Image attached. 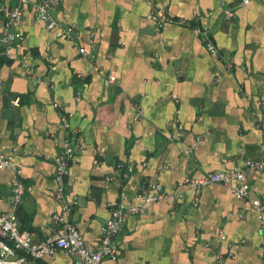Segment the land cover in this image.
I'll use <instances>...</instances> for the list:
<instances>
[{
	"label": "crops",
	"instance_id": "1",
	"mask_svg": "<svg viewBox=\"0 0 264 264\" xmlns=\"http://www.w3.org/2000/svg\"><path fill=\"white\" fill-rule=\"evenodd\" d=\"M37 1L24 9L17 31L25 39L14 52L44 81L0 55V154L23 165L21 229L35 243L57 229L61 145L54 139L68 134L57 104L70 115L77 137L67 177L68 199L77 200L71 220L90 246L100 245L110 202L138 205L141 188L156 183L182 194L176 204L158 201L130 216L116 238L118 259L102 264H218V253L225 264H264V228L250 205L217 183L203 190L195 207L194 192L184 185L187 177L244 171L247 160H264V130L251 110L264 101V0L246 6L242 0H64L52 17L75 25L83 35L78 43L35 19ZM152 9L186 24L159 30L148 19ZM3 25L0 15V32ZM195 28L209 31L218 55ZM82 47L96 58L83 56ZM112 70L117 82L109 84ZM8 95L21 100L19 107L12 104L10 118L4 112ZM118 164H132L134 171L107 181ZM15 179L13 171L0 169L1 212L10 208ZM248 180L250 195L264 198V171L249 173ZM41 264L76 263L60 250Z\"/></svg>",
	"mask_w": 264,
	"mask_h": 264
},
{
	"label": "built area",
	"instance_id": "2",
	"mask_svg": "<svg viewBox=\"0 0 264 264\" xmlns=\"http://www.w3.org/2000/svg\"><path fill=\"white\" fill-rule=\"evenodd\" d=\"M10 3H0V15L4 19L3 29L0 32V48L2 56L8 61L19 63L30 76L36 78L35 70L31 67L24 56L16 55L15 48L24 41V36L17 29L20 27L24 9L29 0H10ZM64 0H38L35 3V19L47 24L50 29L59 28V36L73 42H80L83 38L82 33L75 25H60L52 17V11L63 3ZM253 0H242L241 5L246 6ZM228 19L235 18V12L231 8L225 9ZM148 19L153 21L159 30H162L167 24L185 25L184 19H176L167 12L152 9L148 14ZM200 35L201 41L209 52L218 55L219 51L211 39L208 30L200 28L194 29ZM94 35L91 33L89 45L95 48ZM83 56L91 59L96 58V53L89 52L82 47L80 50ZM230 65L229 68H231ZM54 69V67H52ZM39 82L42 78H36ZM107 82L114 84L117 82L116 70L110 71L107 76ZM49 84V82H48ZM2 81H0V86ZM51 86V85H50ZM2 90L0 89V95ZM77 101H80V93L77 95ZM15 107L21 105V100L17 98L13 101ZM59 108L62 127L67 136L55 138V142L61 145V151L56 158V201L60 210L53 215V223L57 229L44 241L35 243L29 232L21 229L17 215L18 208L23 204L26 193V187L21 179L23 172L22 163L16 159L0 154V169L11 170L15 173L16 179L12 186V196L10 199V208L8 211H0V264H41L49 256H54L58 251H65L70 255L76 264H102L103 260L109 258L113 261L118 259V247L116 238L122 231L128 219L132 215L141 214L149 205L166 201L170 204H176L181 198V193L168 192L163 185L156 183L141 188L138 198L141 203L138 205H126L123 200L113 201L108 204L111 216L102 228L100 245L97 248L90 246L84 236L72 223L71 217L77 200H69L67 196V177L70 173L71 164L75 160L78 152L76 135L71 132L70 115L57 104ZM252 114L258 122V125L264 130V101L255 102L252 107ZM141 118V112L137 114V119ZM182 133H178L176 138H180ZM199 140V139H198ZM103 157L104 154H101ZM134 171L132 164H118L114 173L108 175L106 180L109 182L127 179ZM255 171H264V160H247V170L235 168L225 172L211 173L201 178L187 177L184 185L194 192L193 204L197 207L200 203L203 190L211 185L221 183L229 187L233 195L245 201L256 212L258 219L264 228V198L258 199L250 195V184L248 180L249 173ZM223 241L226 240L224 234L221 235ZM264 249V247H263ZM218 264H225V255L218 253L216 255Z\"/></svg>",
	"mask_w": 264,
	"mask_h": 264
},
{
	"label": "water",
	"instance_id": "3",
	"mask_svg": "<svg viewBox=\"0 0 264 264\" xmlns=\"http://www.w3.org/2000/svg\"><path fill=\"white\" fill-rule=\"evenodd\" d=\"M3 91H5V89H3ZM17 98V95H8L5 97L4 99V112L7 114V118L11 117V113H12V104L13 101H15Z\"/></svg>",
	"mask_w": 264,
	"mask_h": 264
},
{
	"label": "trees",
	"instance_id": "4",
	"mask_svg": "<svg viewBox=\"0 0 264 264\" xmlns=\"http://www.w3.org/2000/svg\"><path fill=\"white\" fill-rule=\"evenodd\" d=\"M1 51H2V49L0 50V55H2Z\"/></svg>",
	"mask_w": 264,
	"mask_h": 264
}]
</instances>
